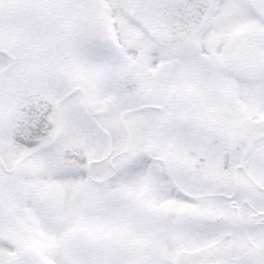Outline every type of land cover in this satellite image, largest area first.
<instances>
[{
    "label": "snow or ice",
    "instance_id": "6c2138e0",
    "mask_svg": "<svg viewBox=\"0 0 264 264\" xmlns=\"http://www.w3.org/2000/svg\"><path fill=\"white\" fill-rule=\"evenodd\" d=\"M0 264H264V0H0Z\"/></svg>",
    "mask_w": 264,
    "mask_h": 264
}]
</instances>
